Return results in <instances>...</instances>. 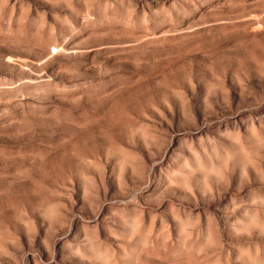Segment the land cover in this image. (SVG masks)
<instances>
[{
    "label": "rangeland",
    "instance_id": "obj_1",
    "mask_svg": "<svg viewBox=\"0 0 264 264\" xmlns=\"http://www.w3.org/2000/svg\"><path fill=\"white\" fill-rule=\"evenodd\" d=\"M0 264H264V0H0Z\"/></svg>",
    "mask_w": 264,
    "mask_h": 264
}]
</instances>
